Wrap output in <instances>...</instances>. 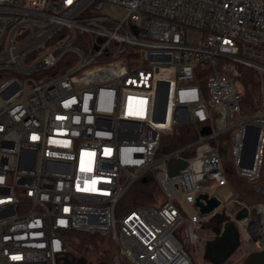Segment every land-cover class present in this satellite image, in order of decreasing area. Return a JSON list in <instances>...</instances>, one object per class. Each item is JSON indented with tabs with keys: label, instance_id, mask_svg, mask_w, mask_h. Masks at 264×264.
<instances>
[{
	"label": "built area",
	"instance_id": "obj_1",
	"mask_svg": "<svg viewBox=\"0 0 264 264\" xmlns=\"http://www.w3.org/2000/svg\"><path fill=\"white\" fill-rule=\"evenodd\" d=\"M180 124L194 139L161 146ZM226 133L229 164L211 143ZM147 171L163 200L117 214ZM232 171L264 172V0H0V264H57L72 230L108 237L116 264H198L188 246L218 212L260 250L264 186L239 201ZM200 192L219 199L208 214Z\"/></svg>",
	"mask_w": 264,
	"mask_h": 264
},
{
	"label": "trees",
	"instance_id": "obj_2",
	"mask_svg": "<svg viewBox=\"0 0 264 264\" xmlns=\"http://www.w3.org/2000/svg\"><path fill=\"white\" fill-rule=\"evenodd\" d=\"M241 71V84L243 88L242 94V106L246 108H251L255 105L258 99V82L256 80L255 74L252 69L248 67H240ZM208 69L203 70L202 75H206ZM201 76V75H199ZM246 110H244L245 112ZM195 137L194 128L191 124H180L173 126L172 130L166 134H163L160 140V145L168 148V145L172 144H186L192 141ZM212 145L218 147V150L222 153L225 152L227 147L230 145V134H221L218 135L215 139L211 140ZM264 172L259 179L250 181L236 172H228L226 178L229 186L233 187L237 192V199L239 201H245L248 203H255L263 200V196L257 192V187L260 185L264 186V180L262 179ZM238 180H243L242 182H247L253 187L249 191H245ZM263 180V181H262ZM261 182V183H260ZM257 185V186H256ZM160 194V201L163 200L162 190L157 183L154 174L152 171H147L146 174L139 178L124 194V196L118 201L116 205V213L122 214L138 205H158L146 203L144 200L152 195V193ZM247 198H258L257 200L249 201ZM69 242L71 250L67 249L66 255H74L76 252L77 255H82L85 249H91L92 251L98 250L100 247V240L105 236L99 234H89L82 231L72 230L69 233ZM73 239L74 243H70V240ZM110 241V240H109ZM75 251H73V250ZM82 258L86 259L84 256ZM107 263L110 260H105ZM110 264L113 263L111 260Z\"/></svg>",
	"mask_w": 264,
	"mask_h": 264
},
{
	"label": "water",
	"instance_id": "obj_3",
	"mask_svg": "<svg viewBox=\"0 0 264 264\" xmlns=\"http://www.w3.org/2000/svg\"><path fill=\"white\" fill-rule=\"evenodd\" d=\"M209 132V125L203 130ZM253 147H251V150ZM185 164V160L180 159L174 161L169 169V173H175L179 167ZM219 205V199L215 195H208L206 192H200L195 197L194 207L201 214H208ZM247 208L244 206L235 214V218H241L246 214ZM218 218L219 214H214ZM213 216V217H214ZM239 245V237L236 230L232 227L231 222L227 223L225 227L219 232L215 231V236L212 239L204 241V256L213 255L211 262L213 264H221L226 261L227 257ZM62 262L59 264H69L68 255L61 257ZM58 264V263H57ZM239 264H264V247L260 250H251L247 256Z\"/></svg>",
	"mask_w": 264,
	"mask_h": 264
},
{
	"label": "rangeland",
	"instance_id": "obj_4",
	"mask_svg": "<svg viewBox=\"0 0 264 264\" xmlns=\"http://www.w3.org/2000/svg\"><path fill=\"white\" fill-rule=\"evenodd\" d=\"M104 11L114 17V18H120L123 15V10L119 7H113V8H108L105 7ZM221 160L223 163L229 164L230 163V158L228 155V147L225 150V152L221 153ZM264 180V175L262 177ZM262 180V181H263ZM242 187L244 188L245 191H249L253 186L247 182H242L243 180H238ZM261 183V182H260ZM257 186V185H256ZM233 188V187H232ZM234 189V188H233ZM235 190V189H234ZM249 201L257 200L258 198H247ZM146 203H153L157 204L160 201V194H155L154 192L152 195L144 200ZM205 220V221H204ZM203 220V224L199 226V228L196 230V233L199 235V240L196 243L195 250L193 249L192 246H188V249L191 251L192 254L195 255L196 260L198 261V264H213L210 260L205 258L204 256V241L207 239H210L212 236L211 233V224L208 218ZM108 237H103V239L100 240V247L98 250L92 251L91 249H85L82 253V255H77L75 252V256H84L86 260L90 264H110L109 262L112 260L114 264L115 263V256L117 254L116 248L112 241ZM70 243H74L73 239L70 240ZM69 250H71V247L69 245L68 247ZM249 253V250L245 248L243 245H239L236 250L230 255L226 263L223 264H239ZM105 260H110L108 263H106ZM121 260V259H120ZM119 260V261H120ZM122 264H130L127 263L123 260H121Z\"/></svg>",
	"mask_w": 264,
	"mask_h": 264
},
{
	"label": "flooded vegetation",
	"instance_id": "obj_5",
	"mask_svg": "<svg viewBox=\"0 0 264 264\" xmlns=\"http://www.w3.org/2000/svg\"><path fill=\"white\" fill-rule=\"evenodd\" d=\"M218 214H219V216H218V218L217 217H210V218H208L209 219V221H210V224H211V233H212V236H211V238L210 239H212L214 236H215V231H221L224 227H225V225L227 224V223H230L231 221H229V220H227L226 219V217H225V215L222 213V212H218ZM205 221V220H204ZM202 224H203V221H202ZM231 224H232V227L235 229V225L233 224V222H231ZM236 230V229H235ZM237 232V231H236ZM240 245V244H239ZM238 245V246H239ZM237 246V247H238ZM236 250V249H235ZM234 250V251H235ZM233 251V252H234ZM232 252V253H233ZM231 253V254H232ZM230 254V255H231ZM230 255L227 257V259H226V261L228 260V258L230 257ZM212 256L213 255H206L205 256V258H207L208 260H210L211 261V258H212ZM68 260H69V264H90L86 259H84V258H82V257H80V256H75V255H69L68 256ZM226 261H224L223 263H226ZM62 262V260H60V261H58L57 263L59 264V263H61ZM107 263V262H106ZM223 263H221V264H223ZM97 264V263H96ZM112 264H114V263H112ZM229 264V263H228Z\"/></svg>",
	"mask_w": 264,
	"mask_h": 264
}]
</instances>
